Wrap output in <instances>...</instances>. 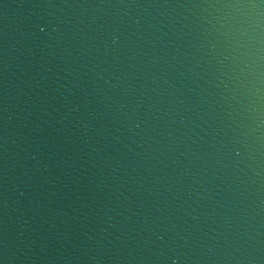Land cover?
Instances as JSON below:
<instances>
[{"label":"water","instance_id":"obj_1","mask_svg":"<svg viewBox=\"0 0 264 264\" xmlns=\"http://www.w3.org/2000/svg\"><path fill=\"white\" fill-rule=\"evenodd\" d=\"M0 264H264V0H0Z\"/></svg>","mask_w":264,"mask_h":264}]
</instances>
